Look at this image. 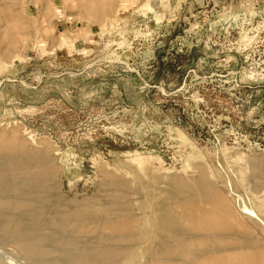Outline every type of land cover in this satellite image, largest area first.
I'll return each mask as SVG.
<instances>
[{
  "label": "rangeland",
  "instance_id": "1",
  "mask_svg": "<svg viewBox=\"0 0 264 264\" xmlns=\"http://www.w3.org/2000/svg\"><path fill=\"white\" fill-rule=\"evenodd\" d=\"M17 196L55 264H264V0H0Z\"/></svg>",
  "mask_w": 264,
  "mask_h": 264
},
{
  "label": "bare ground",
  "instance_id": "2",
  "mask_svg": "<svg viewBox=\"0 0 264 264\" xmlns=\"http://www.w3.org/2000/svg\"><path fill=\"white\" fill-rule=\"evenodd\" d=\"M11 157V156H10ZM16 165V164H15ZM19 166V165H18ZM2 168V167H1ZM5 169V168H4ZM4 169H2V172L4 171ZM17 169V168H16ZM19 169V168H18ZM12 176V175H11ZM20 177V176H18ZM25 176H23L22 178H24ZM7 178V177H5ZM14 178H17V176H15ZM26 178V177H25ZM10 176H9V180H10ZM28 179V178H27ZM13 180V179H12ZM28 181V180H27ZM6 182V181H5ZM14 182V181H13ZM24 192H22L21 194H23ZM20 194V193H19ZM22 196V195H21ZM20 196V197H21ZM14 197V196H13ZM17 198L19 199V197L17 196ZM16 198V199H17ZM22 198V197H21ZM21 198L19 199L20 202L18 201V205L19 203L22 204L18 209H20L19 213L12 212L10 214L9 217H7L6 221L3 220V225L0 226V233L4 234L6 237L14 239L17 241V243H19L18 245L20 246L19 248L25 253V255H27L29 258H33V257H38L41 258L44 261L47 262H41L42 264H55V261L50 258L49 255V249H47V247L45 248L43 246V240L45 242V239H43V234L40 232V228L39 225L37 223V221L35 222H31V216H27L29 213L26 211L25 209V205L21 202ZM24 198V197H23ZM24 200V199H23ZM25 201V200H24ZM5 202V201H4ZM4 202H2L4 204ZM12 202V201H11ZM14 203V202H13ZM11 203V205L13 206L14 204ZM2 204V205H3ZM9 204V203H7ZM1 205V204H0ZM7 205L6 210L10 209ZM18 205H16L18 207ZM11 206V207H12ZM4 207V206H3ZM14 207V206H13ZM29 207V206H28ZM16 208V207H15ZM14 208V209H15ZM5 210V211H6ZM12 210V209H11ZM7 213V212H6ZM26 213V214H25ZM33 214V213H31ZM6 218V216H4ZM33 217V216H32ZM1 219H5L0 217ZM0 219V220H1ZM34 219V218H33ZM1 224V223H0ZM46 237V236H45ZM6 239V238H5ZM4 243V242H3ZM36 246L38 247V250L34 249V247L36 248ZM51 253V252H50ZM36 260V259H35ZM40 260V259H39ZM50 260H52V262L50 263ZM41 261V260H40ZM59 264V263H58Z\"/></svg>",
  "mask_w": 264,
  "mask_h": 264
}]
</instances>
